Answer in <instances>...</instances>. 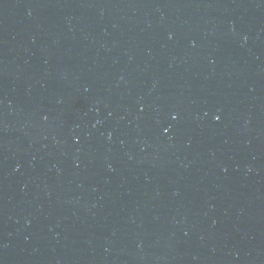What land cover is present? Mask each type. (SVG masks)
<instances>
[{"label": "water", "instance_id": "obj_1", "mask_svg": "<svg viewBox=\"0 0 264 264\" xmlns=\"http://www.w3.org/2000/svg\"><path fill=\"white\" fill-rule=\"evenodd\" d=\"M0 264H264V0H0Z\"/></svg>", "mask_w": 264, "mask_h": 264}]
</instances>
